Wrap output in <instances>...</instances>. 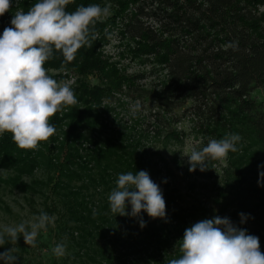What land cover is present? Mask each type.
I'll return each mask as SVG.
<instances>
[{"label":"trees","instance_id":"trees-1","mask_svg":"<svg viewBox=\"0 0 264 264\" xmlns=\"http://www.w3.org/2000/svg\"><path fill=\"white\" fill-rule=\"evenodd\" d=\"M37 2L12 0L0 16V35L16 10L27 12ZM92 4L112 6L121 39L132 45L127 52L149 70L127 73L108 61L102 49L112 28L101 19L97 38L74 61L66 63L53 49L45 63L57 81L64 72L75 78L70 86L78 103L49 121L55 134L62 131L61 146L43 142L24 150L11 133L0 135V168L14 167L16 178L41 165L59 175L49 184L65 212L56 237L68 254L57 258L50 251L46 264H168L181 255L185 229L216 216L264 240V0H74L66 11ZM230 42L235 49L226 47ZM118 94L141 105L142 125L111 130L105 123L103 108L110 107L103 102L116 101ZM185 120L201 139L199 146L230 134L242 137L239 150L226 158L211 206L178 195L154 161L161 153L142 143L150 133L164 142L180 141L187 133L178 124ZM64 145L67 157L61 160ZM142 170L162 190L164 219L110 210L108 197L119 175Z\"/></svg>","mask_w":264,"mask_h":264},{"label":"clouds","instance_id":"clouds-1","mask_svg":"<svg viewBox=\"0 0 264 264\" xmlns=\"http://www.w3.org/2000/svg\"><path fill=\"white\" fill-rule=\"evenodd\" d=\"M71 3L74 0H39L27 12L18 9L11 27L4 28L0 35V135L11 133L20 149H38L41 142L56 133L50 118L78 103L71 86L54 79L45 67L53 58V49L62 52L66 63L74 61L77 51L83 46L91 47L97 38L96 22L111 15V5H81L68 12L66 6ZM11 8L12 0H0V16ZM106 36L112 39L111 33L106 32ZM226 47L235 49L236 45L230 42ZM140 109L139 103L134 105L132 116ZM241 139L239 134H230L220 140L211 139L202 150L193 149L186 155L189 171L199 168L203 172L209 159H226L229 152L239 150L237 144ZM260 176L264 179V172ZM108 200L111 212L120 216L138 217L146 212L152 219L166 217L162 190L147 171L120 174ZM129 204L130 213L126 211ZM240 216L243 223L245 216L243 213ZM54 222V216L41 212L32 221L4 225L0 229V246L15 245L23 236L25 244L35 248L41 230L47 231ZM145 226L141 218L140 227ZM180 242V257L168 264H264L259 238L236 227L227 217L216 216L195 223L185 229ZM16 251L10 247L0 252V261L17 264ZM51 252L57 258L68 254L63 242Z\"/></svg>","mask_w":264,"mask_h":264},{"label":"rangeland","instance_id":"rangeland-1","mask_svg":"<svg viewBox=\"0 0 264 264\" xmlns=\"http://www.w3.org/2000/svg\"><path fill=\"white\" fill-rule=\"evenodd\" d=\"M109 4H103L101 7L108 6ZM111 15L102 18L108 22L112 28V39L103 47L102 53L108 58L109 62H113L116 67L127 73H137L148 71L149 66L143 67L137 59L133 58L131 54L127 52L128 40L121 39V34L118 31V24L116 17ZM131 45V44H130ZM132 46V45H131ZM57 74V73H54ZM62 77L59 81L67 82L71 85L74 81V77L66 72L61 74ZM262 97L261 93L257 95ZM138 102H135L128 97H124L120 94L117 95L116 101H105L103 104H108L110 110L103 108V118L105 123L111 130H120L124 127H131L134 123L142 125L144 123L143 116L145 111L140 109L136 116H132L131 109ZM149 106V103H147ZM145 118V117H144ZM179 128H185L186 135L180 141H168L164 142L162 139L154 138L152 133L148 137L142 139V143L146 147H154L161 153V158L155 159L157 167L162 170V177L178 190V195L185 198L186 201L193 199L212 205L218 195V190L221 187L220 174L223 167H226V159L224 160H212L207 161V169L200 171L197 168L195 171L190 172L189 157L193 149L202 150L207 146L204 144L199 146L201 139L195 136V133L190 131L189 122H181L178 124ZM65 130V125L63 126ZM59 136L60 140H53L49 138L47 143H52L53 146H61L62 131L53 135ZM43 143V142H41ZM41 143L38 149L41 146ZM66 143V142H64ZM69 143V142H68ZM247 144V141H244ZM67 145V144H66ZM64 145L60 159L67 157L66 149ZM83 146V145H82ZM257 157H260L257 155ZM14 167H1L0 168V229L4 225H17L24 221H32L34 217L39 216L41 212L47 213L49 216L55 217L54 226L49 225L47 231L41 230L37 237V246L35 248L25 244L23 236H20L19 242L12 245L10 243L0 246V252L7 250L10 247L17 249L15 255L18 256L17 264H46L48 258L46 253H50L51 249L55 247V244L60 243L56 237L57 226L66 221L65 212L63 206L58 201V196L51 191L49 181L55 180L57 176L51 168H47L43 165L33 170L31 173H24L20 178L14 176ZM207 173V174H206ZM59 178V177H58ZM66 183H69L64 177H62ZM66 179V180H65ZM255 179H250L253 181ZM258 183V180L254 181ZM27 186H25V185ZM79 184V183H78ZM194 184L193 188L191 187ZM256 185V184H255ZM260 250L264 252V240L259 239ZM55 243V244H54ZM50 245V247H48ZM0 264H4L0 261Z\"/></svg>","mask_w":264,"mask_h":264}]
</instances>
